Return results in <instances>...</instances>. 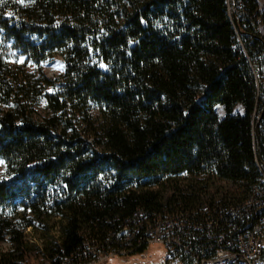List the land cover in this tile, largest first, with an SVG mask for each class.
Here are the masks:
<instances>
[{
  "label": "trees",
  "instance_id": "trees-1",
  "mask_svg": "<svg viewBox=\"0 0 264 264\" xmlns=\"http://www.w3.org/2000/svg\"><path fill=\"white\" fill-rule=\"evenodd\" d=\"M173 218L184 264L263 224L258 1L0 0V264L133 256Z\"/></svg>",
  "mask_w": 264,
  "mask_h": 264
},
{
  "label": "built area",
  "instance_id": "built-area-1",
  "mask_svg": "<svg viewBox=\"0 0 264 264\" xmlns=\"http://www.w3.org/2000/svg\"><path fill=\"white\" fill-rule=\"evenodd\" d=\"M185 224V220L184 222H177V218H173V221H159L157 227H152V231L146 237L145 245L148 247L152 245L163 247L169 254L170 261L168 264H184L178 251L183 245L181 234L185 231ZM138 231L132 233L129 228H126L124 231L127 234L126 239L129 242L135 240ZM237 240V245L230 244L228 248L219 249L213 259H209L203 264H212L213 262L222 264H264V220L262 225L257 224L245 234H240ZM95 247L98 246H86L90 255L87 256L86 261L80 264H96ZM112 256L124 257L128 254L117 251L109 252V258ZM105 260L108 259H103V262ZM68 264H72V262L68 260Z\"/></svg>",
  "mask_w": 264,
  "mask_h": 264
},
{
  "label": "rangeland",
  "instance_id": "rangeland-1",
  "mask_svg": "<svg viewBox=\"0 0 264 264\" xmlns=\"http://www.w3.org/2000/svg\"><path fill=\"white\" fill-rule=\"evenodd\" d=\"M260 6L261 11L264 12V0H257ZM62 63L57 61L55 64L47 65L45 71L48 76L52 77L55 74L62 72ZM32 230L28 234V239L33 240L34 242H39V236H33ZM55 236H58L57 234ZM38 240V241H37ZM41 244V242H39ZM169 258L168 252L163 248L156 245L147 247L146 251L143 253H137L133 256H124L117 257L112 256L111 258H105L104 262L101 261L99 264H166L167 259ZM30 264H47L42 258H33ZM168 264V263H167Z\"/></svg>",
  "mask_w": 264,
  "mask_h": 264
},
{
  "label": "bare ground",
  "instance_id": "bare-ground-1",
  "mask_svg": "<svg viewBox=\"0 0 264 264\" xmlns=\"http://www.w3.org/2000/svg\"><path fill=\"white\" fill-rule=\"evenodd\" d=\"M249 204V206H253L252 204H253V202H250V203H248ZM155 227H157V226H155ZM152 231V229H150L149 230V232H147V236L149 235V233ZM29 232H30V230H29ZM7 240H8V237L6 238ZM10 247H11V245L8 243V242H5V243H3V245H2V249L5 251V252H7L9 249H10ZM105 258H109V255H106V254H99V255H97V258H96V264H99L101 261H103V259H105ZM212 264H222V263H220V262H213Z\"/></svg>",
  "mask_w": 264,
  "mask_h": 264
}]
</instances>
